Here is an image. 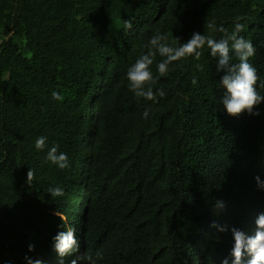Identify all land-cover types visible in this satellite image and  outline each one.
<instances>
[{
  "label": "trees",
  "instance_id": "1",
  "mask_svg": "<svg viewBox=\"0 0 264 264\" xmlns=\"http://www.w3.org/2000/svg\"><path fill=\"white\" fill-rule=\"evenodd\" d=\"M241 16L264 96V0H0V264H71L77 254L53 247L69 226L96 264H232L231 229L254 235L264 213V101L228 115L207 45L166 74L156 54V102L126 73L155 32L179 47L193 32L220 39ZM52 146L68 168L46 159Z\"/></svg>",
  "mask_w": 264,
  "mask_h": 264
},
{
  "label": "clouds",
  "instance_id": "2",
  "mask_svg": "<svg viewBox=\"0 0 264 264\" xmlns=\"http://www.w3.org/2000/svg\"><path fill=\"white\" fill-rule=\"evenodd\" d=\"M244 17H237L234 25V30L228 33L222 26L215 29L225 33L220 39H212L211 37L193 32L190 39L182 43L179 47L169 46L167 36L160 32H155L148 44V50L141 55L135 63L127 70L126 78L129 81V88L138 98L156 102L157 97L164 96L163 90L154 91L149 82L154 83L153 74L150 66L154 62L157 53L164 59L157 64V70L160 74H166L169 65L174 61H179L182 58L195 55L198 59L200 56L199 49L205 45L211 50V55L217 58L216 71L221 73L219 79L220 88L224 89V94L220 98V104L230 116H238L247 111L253 113V108L264 101V96L257 91V83L260 77L257 69L249 62V59L255 55V47L252 42L240 35L244 25L239 21ZM132 20L125 21V28L132 29ZM179 40L180 38L177 37ZM233 57L238 62H233ZM195 82V81H194ZM264 87V85H261ZM53 99L62 100L63 96L53 91ZM149 115L148 110H145L144 117ZM47 144V137L40 136L35 141V147L38 150H43ZM46 159L60 169H65L70 166L69 158L66 153L59 152L58 146H52L47 152ZM34 171H27V184H31L34 179ZM257 186L264 191V181L259 176L256 178ZM52 197H61L64 195V190L57 186L49 189ZM226 205L222 200H216L214 212L218 215L225 209ZM55 215L59 216L63 222L66 217L56 211ZM254 235H246L243 231L232 228L234 244L230 255L233 258L232 264H244L245 256L250 257L247 264H264V213H261L255 219ZM216 227L217 225H213ZM220 231H226L225 227H220ZM53 247L60 257L77 254L71 261V264H77L78 261L85 264H96V258L89 254L78 255L80 242L76 235V230L73 227H67L63 231H59L53 237ZM34 244H29L28 250L34 251ZM99 253H97V257ZM27 264H42L40 259H31L25 256ZM222 264H229L228 259H224Z\"/></svg>",
  "mask_w": 264,
  "mask_h": 264
}]
</instances>
